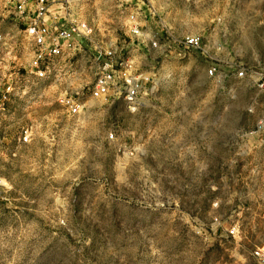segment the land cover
Masks as SVG:
<instances>
[{"label": "rangeland", "instance_id": "1", "mask_svg": "<svg viewBox=\"0 0 264 264\" xmlns=\"http://www.w3.org/2000/svg\"><path fill=\"white\" fill-rule=\"evenodd\" d=\"M66 9L112 39L139 12L160 41L154 63L141 65L157 88L150 109L99 101L71 118L59 93L82 91L93 76L60 63L50 80H34L30 44L11 33L0 174L13 193L0 214V264H261L264 136L254 126L264 111V0H72ZM11 23L0 0V29ZM185 35L204 38L222 84L206 76L201 54L175 43ZM25 126L33 136L23 145Z\"/></svg>", "mask_w": 264, "mask_h": 264}, {"label": "built area", "instance_id": "2", "mask_svg": "<svg viewBox=\"0 0 264 264\" xmlns=\"http://www.w3.org/2000/svg\"><path fill=\"white\" fill-rule=\"evenodd\" d=\"M72 0H9L11 24L10 32L0 29V71L13 51L11 34H19L30 44L28 74L37 81L51 79L52 69L60 63L79 66L73 74L77 78L92 75L93 82L82 91L64 90L59 93L57 102L71 118H79L99 101L122 100L132 113L151 108L150 99L154 96L157 83L153 73L143 69L142 62L152 65L156 60L152 51L160 50V41L156 34L145 33L142 28L140 13L132 12L125 19V33L112 39L107 35H97L95 26L87 21L75 19L66 7ZM125 11V10H124ZM177 45L188 51L201 54L209 63L206 76L222 84L224 74L220 61L209 55V50L200 35H185ZM216 54L221 51L217 42ZM185 58V55H178ZM229 70L236 79H243L248 71L230 63ZM153 69V68H152ZM0 73V114L6 111L12 87L5 83ZM261 88L264 76H260ZM252 113V110L249 111ZM255 128L264 136V111L258 118ZM32 127L25 126L19 135L20 144L31 142ZM112 137V136H110ZM13 185L0 174V214L11 206ZM233 228L229 235L236 236ZM255 257L264 264V252L256 251Z\"/></svg>", "mask_w": 264, "mask_h": 264}, {"label": "crops", "instance_id": "3", "mask_svg": "<svg viewBox=\"0 0 264 264\" xmlns=\"http://www.w3.org/2000/svg\"><path fill=\"white\" fill-rule=\"evenodd\" d=\"M254 128H255V126H254Z\"/></svg>", "mask_w": 264, "mask_h": 264}]
</instances>
